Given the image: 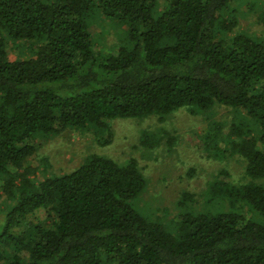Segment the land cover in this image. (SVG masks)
<instances>
[{"label": "trees", "instance_id": "obj_1", "mask_svg": "<svg viewBox=\"0 0 264 264\" xmlns=\"http://www.w3.org/2000/svg\"><path fill=\"white\" fill-rule=\"evenodd\" d=\"M242 1L0 0V264H264V39L236 29ZM102 22L122 28L108 51ZM215 105L237 113L217 146L247 181L222 169L206 208L185 192L169 223L134 206L136 158L92 154L42 180L28 162L38 138L70 128Z\"/></svg>", "mask_w": 264, "mask_h": 264}, {"label": "rangeland", "instance_id": "obj_2", "mask_svg": "<svg viewBox=\"0 0 264 264\" xmlns=\"http://www.w3.org/2000/svg\"><path fill=\"white\" fill-rule=\"evenodd\" d=\"M167 0H162V5ZM236 7L237 30L264 39V0H244ZM95 25V46L108 51L119 41L120 26L102 22ZM18 50L13 53L17 54ZM237 113L232 107L215 105L207 111L190 112L182 107L171 114H152L143 118L108 120V127L67 129L54 136L36 140V152L28 160L35 167V179L62 175L78 168L87 157L101 154L120 163L136 158L147 179V186L135 200L136 209L153 220L169 223L184 209L185 192L193 199L190 207L206 208L210 183L225 169L235 183L247 181L245 162L231 151L220 153L217 146L229 131ZM217 138L218 140H214ZM223 145L222 142H220ZM42 208L29 220L46 216ZM0 213V225L4 223Z\"/></svg>", "mask_w": 264, "mask_h": 264}]
</instances>
